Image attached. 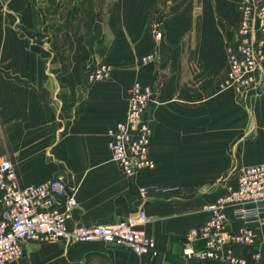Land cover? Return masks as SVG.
Instances as JSON below:
<instances>
[{
	"label": "crops",
	"instance_id": "crops-1",
	"mask_svg": "<svg viewBox=\"0 0 264 264\" xmlns=\"http://www.w3.org/2000/svg\"><path fill=\"white\" fill-rule=\"evenodd\" d=\"M239 14L238 0H0V156L11 158L22 185L64 177L76 200L69 228L115 225L144 211L141 228L168 262L182 264L186 234L206 223L208 206L236 185L242 167L264 162V63L245 92L218 88ZM100 61L110 77L88 83V67ZM136 80L154 91L143 118L156 165L126 175L110 159L105 132L124 117ZM226 213V228L237 231L242 220L233 206ZM249 225L264 264V219ZM22 249L7 264L145 260L67 237Z\"/></svg>",
	"mask_w": 264,
	"mask_h": 264
},
{
	"label": "built area",
	"instance_id": "built-area-1",
	"mask_svg": "<svg viewBox=\"0 0 264 264\" xmlns=\"http://www.w3.org/2000/svg\"><path fill=\"white\" fill-rule=\"evenodd\" d=\"M239 19L236 38L226 46V72L219 90L237 94L251 88L264 63V0H238ZM159 35V33H157ZM152 58L146 55L143 60ZM111 66L100 61L88 67L87 81L106 80ZM154 91L148 84L134 81L129 89L124 117L106 129V146L110 159L126 175L155 167L150 156L151 128L144 120ZM67 182L57 175L38 184L22 185L14 162L0 156V264H7L23 255L25 241H54L67 237L70 241H102L128 248L145 256L142 264H171L156 246L155 240L141 228L146 214L115 225L67 226V218L76 200L67 193ZM145 193L146 188H141ZM56 196L63 199L56 201ZM228 206L234 207L236 218L243 225L232 231L226 228ZM210 216L200 228L186 234L179 261L218 260L222 264H258L255 231L249 224L264 219V162L242 167L236 185L208 206ZM226 244H240L250 249L249 257L236 256Z\"/></svg>",
	"mask_w": 264,
	"mask_h": 264
},
{
	"label": "trees",
	"instance_id": "trees-1",
	"mask_svg": "<svg viewBox=\"0 0 264 264\" xmlns=\"http://www.w3.org/2000/svg\"><path fill=\"white\" fill-rule=\"evenodd\" d=\"M77 12H78V9H77ZM86 17H90L91 19H94L95 18V15L93 12L91 11H86V10H83L82 12Z\"/></svg>",
	"mask_w": 264,
	"mask_h": 264
},
{
	"label": "rangeland",
	"instance_id": "rangeland-1",
	"mask_svg": "<svg viewBox=\"0 0 264 264\" xmlns=\"http://www.w3.org/2000/svg\"><path fill=\"white\" fill-rule=\"evenodd\" d=\"M197 1H199V0H197Z\"/></svg>",
	"mask_w": 264,
	"mask_h": 264
}]
</instances>
